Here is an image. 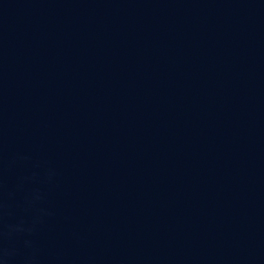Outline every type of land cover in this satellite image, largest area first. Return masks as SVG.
I'll return each mask as SVG.
<instances>
[{
  "label": "water",
  "instance_id": "obj_1",
  "mask_svg": "<svg viewBox=\"0 0 264 264\" xmlns=\"http://www.w3.org/2000/svg\"><path fill=\"white\" fill-rule=\"evenodd\" d=\"M0 264H264V0H0Z\"/></svg>",
  "mask_w": 264,
  "mask_h": 264
}]
</instances>
